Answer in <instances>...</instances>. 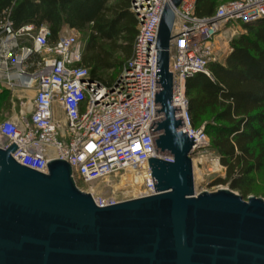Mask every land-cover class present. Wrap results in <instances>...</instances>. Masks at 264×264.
Masks as SVG:
<instances>
[{"label": "built area", "instance_id": "2783aa9c", "mask_svg": "<svg viewBox=\"0 0 264 264\" xmlns=\"http://www.w3.org/2000/svg\"><path fill=\"white\" fill-rule=\"evenodd\" d=\"M198 3L131 0L130 10L138 20L133 54L110 86L92 78L81 64L77 33L60 34L54 40L46 26L16 28L9 16L0 20V85L12 93L17 88L35 90L31 99L20 98L22 107L15 117L0 118V147L14 142L18 147L12 157L44 173L50 160L64 159L74 176L87 184L115 174L118 179L112 187L127 186L134 193L122 199L116 193L98 196L91 188L86 190L99 206L156 194L149 160L156 155L157 40L165 7L170 5L175 13L170 44L172 102L184 122L180 130L194 140L195 153L208 145L209 136L205 126L192 124L187 78L210 74L213 42L225 23L264 18V0H231L209 16L197 15Z\"/></svg>", "mask_w": 264, "mask_h": 264}, {"label": "water", "instance_id": "95a60500", "mask_svg": "<svg viewBox=\"0 0 264 264\" xmlns=\"http://www.w3.org/2000/svg\"><path fill=\"white\" fill-rule=\"evenodd\" d=\"M174 19L167 5L149 160L157 193L99 206L66 160H50L44 173L12 157L14 142L0 147V264H264V199L195 192L194 140L172 102Z\"/></svg>", "mask_w": 264, "mask_h": 264}, {"label": "trees", "instance_id": "16d2710c", "mask_svg": "<svg viewBox=\"0 0 264 264\" xmlns=\"http://www.w3.org/2000/svg\"><path fill=\"white\" fill-rule=\"evenodd\" d=\"M217 4L218 0H199L197 15H212ZM8 16L16 28L47 24L54 40L65 26L88 30L81 64L92 78L109 86L115 81L105 80L101 73L123 70L138 33L135 15L108 0H0V20ZM243 26L246 32L232 39L225 62L211 61L210 74L188 77L186 88L193 126L212 121L206 132L226 168V177L214 184L230 183L246 197L254 175L264 168V18ZM116 53L124 58H116ZM1 90V102L8 103L11 92Z\"/></svg>", "mask_w": 264, "mask_h": 264}, {"label": "rangeland", "instance_id": "374dc122", "mask_svg": "<svg viewBox=\"0 0 264 264\" xmlns=\"http://www.w3.org/2000/svg\"><path fill=\"white\" fill-rule=\"evenodd\" d=\"M228 1L231 0H218L217 7ZM68 31L70 33L72 30L68 28L67 33ZM244 32H246V29L243 26V22L240 20H232L230 22L225 23L219 34L215 37L213 42V61L224 63L225 59L232 51V47H231L232 39H234L236 36ZM74 33H77L79 40L81 42V50L83 57V55L85 54V47L88 40V30H83V31L77 30L76 32L74 31ZM105 47L107 49L110 48L109 44H106ZM115 57L118 59L124 58L121 53H116ZM121 72L118 71V69H110L103 71L101 75L105 80L109 81L111 79L113 81H116V79L119 77ZM2 88L3 87H1L0 85V93L2 92L1 90ZM208 123H212V121L208 119L198 124L199 125L198 127L203 125L207 130ZM208 136H209L208 145L203 150H201L198 153H195L192 156L193 167H194L195 192L201 193L204 191L213 192L219 189H231L236 193L242 195L240 191L232 189L230 183L214 184L216 179L226 177V168L221 163V156L219 152L212 146V138L209 133ZM117 179L118 177L115 176L114 174L108 177L107 180L103 179L87 184L82 182L81 179H79L78 177H75L76 184L80 189L86 191L91 188L94 191L95 195L98 196H106L107 194L110 193L112 194L117 193L116 194L117 197L122 199L130 196H134V193H131L132 189L130 187L126 186L124 187L125 189L123 190H117L116 188L110 187L113 181H117ZM114 189L115 192L113 191ZM253 196L261 197L264 199V168L260 173L254 175V182L250 187V192L244 198L248 199L249 197H253Z\"/></svg>", "mask_w": 264, "mask_h": 264}, {"label": "crops", "instance_id": "0c3cea01", "mask_svg": "<svg viewBox=\"0 0 264 264\" xmlns=\"http://www.w3.org/2000/svg\"><path fill=\"white\" fill-rule=\"evenodd\" d=\"M108 4L109 5L118 4L120 7H123V9L128 8V10L131 12V10H130L131 0H108ZM29 24H33V23H29ZM41 26L48 27L47 24H43ZM37 28H39V27H37ZM68 28H70V27L65 26L63 28V30L58 34V36L60 34L67 33V29ZM70 29L73 32L74 31L76 32L78 30L76 28H70ZM72 31L70 33H72ZM68 33H69V31H68ZM1 87H3V86L1 85ZM3 88L7 89L6 87H3ZM10 92H11V96H10V100H9L8 103L7 102L2 103L1 102V97H0V118L1 119H9V118L15 117L16 113L19 112V110L22 107L21 103H22L23 99H20V98L24 97L25 99L26 98H28V99L30 98L31 99L35 95V90L34 89H30L29 90V89L17 88V89H15L13 91V93H12V91H10Z\"/></svg>", "mask_w": 264, "mask_h": 264}, {"label": "bare ground", "instance_id": "6f19581e", "mask_svg": "<svg viewBox=\"0 0 264 264\" xmlns=\"http://www.w3.org/2000/svg\"><path fill=\"white\" fill-rule=\"evenodd\" d=\"M200 158H201V157H200ZM202 161H203V160H202ZM212 161H213V160H212ZM214 163H215V162H214ZM197 164H199V163H197ZM215 165H216V164H215ZM123 183H124V179H122V183H121L122 186H124ZM106 184H107V183H106ZM93 186H94V185H93ZM93 186H92V187H93ZM112 186H113V184L110 185V187H112ZM94 188H95V187H94ZM134 190H137V189H134ZM131 193H132V192H131ZM116 194H117V193H116ZM118 196H119V195H118Z\"/></svg>", "mask_w": 264, "mask_h": 264}]
</instances>
